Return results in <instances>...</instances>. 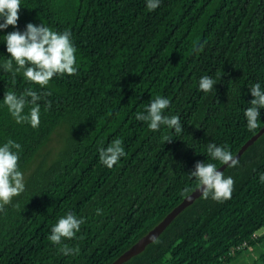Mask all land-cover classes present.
Instances as JSON below:
<instances>
[{
  "label": "trees",
  "instance_id": "1",
  "mask_svg": "<svg viewBox=\"0 0 264 264\" xmlns=\"http://www.w3.org/2000/svg\"><path fill=\"white\" fill-rule=\"evenodd\" d=\"M146 4L21 0L18 29L31 22L70 31L78 71L41 88L21 74L13 84L0 67V146L21 145L25 181L0 213V264H111L200 186L190 175L197 162L223 164L208 155V143L234 156L264 126V108L254 130L244 115L252 85L264 89V0ZM15 30L0 29V65L10 58L4 36ZM202 76L216 80L212 92L199 89ZM26 88L51 92L38 101L35 129L17 124L3 103L5 92ZM157 95L170 100L164 115H178L182 132L152 131L135 118ZM117 138L125 155L108 168L99 150ZM54 141L59 149L46 159ZM223 173L234 179L231 199L201 195L123 264H245L244 254L264 241V134ZM69 212L85 223L64 241L79 254L65 256L48 237ZM258 257L254 264H263L264 249Z\"/></svg>",
  "mask_w": 264,
  "mask_h": 264
},
{
  "label": "clouds",
  "instance_id": "2",
  "mask_svg": "<svg viewBox=\"0 0 264 264\" xmlns=\"http://www.w3.org/2000/svg\"><path fill=\"white\" fill-rule=\"evenodd\" d=\"M160 2L161 0H147L146 6L149 10H155ZM20 8L21 0H0V20L3 21L0 23V29H7L9 26L16 29L4 36L10 58L0 65L5 72L11 74L12 83L15 84L17 75L21 74L26 81L45 88L54 76L77 74L78 68L75 66L77 49L71 32L68 30L58 32L44 23L36 25L31 22L21 31L18 29ZM216 83L212 77L202 76L199 80V89L204 93L212 92ZM250 90L254 99L250 101L251 106L244 111V115L247 119V128L254 130L259 126L260 109L264 108V89L259 83H255ZM48 95H51V92L38 94L32 88H26L19 95L10 90L5 92L3 103L17 124L28 123L35 129L41 123V106L38 101ZM170 103L169 99L157 95L150 101L145 112L136 113L135 118L147 121L152 131H158L163 125L180 133L183 131L180 117L164 115V110L170 106ZM45 105L47 110L51 107V102L46 101ZM26 107L29 108L27 114H25ZM164 139L170 141L168 137ZM21 151V145L12 139L0 146V213L6 212V205L25 191L24 176L18 164ZM207 152L213 160H219L223 164L232 167L238 164L231 151L215 143H208ZM99 154L101 163L112 168L125 155L122 139L117 138L106 149L101 148ZM190 175L199 181L204 199L209 196L218 202L231 199L234 179L231 176L225 177L223 172L217 170L214 163L197 162L195 171ZM259 179L264 183V173L260 174ZM101 212L102 210L97 209V215ZM84 223L83 217L78 218L69 212L58 219L51 228L48 239L60 246L61 254L77 255L80 251L79 247H69L64 241L75 238Z\"/></svg>",
  "mask_w": 264,
  "mask_h": 264
},
{
  "label": "water",
  "instance_id": "3",
  "mask_svg": "<svg viewBox=\"0 0 264 264\" xmlns=\"http://www.w3.org/2000/svg\"><path fill=\"white\" fill-rule=\"evenodd\" d=\"M264 134V126L253 135L248 141H246L239 151L234 155L238 160L242 154L252 145L254 142ZM227 164H222L217 168L218 171L223 172L227 168ZM202 195V187L198 186L192 193L187 195L181 203L174 207L157 225H155L147 234L142 236L137 242H135L129 249L121 254L111 264H123L131 259L133 256L141 253L147 245L154 242L164 230L173 222V220L189 205H191L198 197Z\"/></svg>",
  "mask_w": 264,
  "mask_h": 264
},
{
  "label": "rangeland",
  "instance_id": "4",
  "mask_svg": "<svg viewBox=\"0 0 264 264\" xmlns=\"http://www.w3.org/2000/svg\"><path fill=\"white\" fill-rule=\"evenodd\" d=\"M57 141H54L53 143H51V145H49L47 148H45L44 152H47V156L46 159H49L51 157V155L54 153V151H57L59 148H57ZM260 253V252H259ZM246 255V254H244ZM255 256V257H254ZM254 257V261H256L259 257H258V253H252L246 255L245 257H243V262H246L248 260V258H253ZM250 261H253V259H251ZM233 264H238V263H233Z\"/></svg>",
  "mask_w": 264,
  "mask_h": 264
},
{
  "label": "flooded vegetation",
  "instance_id": "5",
  "mask_svg": "<svg viewBox=\"0 0 264 264\" xmlns=\"http://www.w3.org/2000/svg\"><path fill=\"white\" fill-rule=\"evenodd\" d=\"M261 249H264V241L258 244V248L254 249V250H253V249H250V251H249L250 253L247 252L246 255L252 253V256H253V253H254V252L259 254V252H260ZM246 255H244V257H245ZM254 257H255V256H254ZM254 257H253V258H248V260L245 262V264H254ZM251 259H253V261H250ZM260 264H262V262H260ZM263 264H264V263H263Z\"/></svg>",
  "mask_w": 264,
  "mask_h": 264
},
{
  "label": "built area",
  "instance_id": "6",
  "mask_svg": "<svg viewBox=\"0 0 264 264\" xmlns=\"http://www.w3.org/2000/svg\"><path fill=\"white\" fill-rule=\"evenodd\" d=\"M255 237H257V236H255Z\"/></svg>",
  "mask_w": 264,
  "mask_h": 264
}]
</instances>
